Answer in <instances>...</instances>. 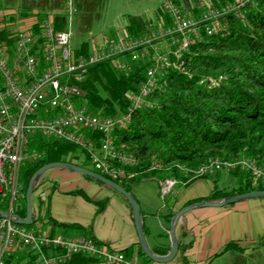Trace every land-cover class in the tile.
Returning <instances> with one entry per match:
<instances>
[{"label":"built area","instance_id":"2783aa9c","mask_svg":"<svg viewBox=\"0 0 264 264\" xmlns=\"http://www.w3.org/2000/svg\"><path fill=\"white\" fill-rule=\"evenodd\" d=\"M168 24L146 30L139 35L110 38L106 34L91 43L86 53H73L69 31L54 30L50 17L40 22L41 40L25 29L13 32L9 48L0 44V202L7 213H15L23 194L18 180L25 157L37 159L39 150H28L32 136L68 141L86 149L93 169L108 179L133 177L129 168L137 165L135 155L115 147L112 131L125 127L135 109L152 106L148 99L156 88L165 84L170 68L183 69L185 54L193 41L228 33L226 16L242 19L250 9L264 8V0H224L213 5L209 0H186L183 5L164 0ZM109 60L117 71L127 72L133 61L148 62L144 79L136 91L129 93L125 113L102 116L90 113L76 103L82 94L78 82L93 63ZM222 78L207 75L198 80L206 87ZM49 110H55L50 114ZM97 132L98 145L84 134ZM249 172L254 179L264 180V167L248 157L236 160L209 156L199 164L195 176L214 175L222 168ZM173 179H166L161 192L166 193ZM1 209V208H0ZM25 250L36 264H63L74 253L85 254L94 264H147L135 255L109 250L98 240L86 235H49L35 226L26 227L7 217H0V264L12 253ZM148 263V264H154Z\"/></svg>","mask_w":264,"mask_h":264},{"label":"trees","instance_id":"16d2710c","mask_svg":"<svg viewBox=\"0 0 264 264\" xmlns=\"http://www.w3.org/2000/svg\"><path fill=\"white\" fill-rule=\"evenodd\" d=\"M171 1L183 5L186 0ZM222 1L224 0H209L213 5ZM155 14L163 15L164 22H168L162 4L155 9ZM140 18L136 15L126 17L129 33L143 31L144 19ZM225 20L227 34L191 42L185 54L184 68H170L164 76L163 87L154 89L149 95L148 99L153 105L135 109L130 113V120L125 127L112 131L115 147L132 152L138 161L136 166L128 169L133 176L149 172L157 178H174L186 182L196 177L193 174L194 169L209 156L227 160L248 157L264 167V8L250 9L242 19L227 15ZM50 21L54 30L67 26L64 11L53 13ZM40 23V18H37L30 30V33L37 37V41L41 40ZM13 41V33L10 34L7 30L4 21L0 26V44L9 48ZM87 48L88 39H83L71 47V50L74 54H86ZM147 66L148 62L133 61L131 69L122 72L117 71L109 60L93 63L88 66L83 79L78 82L82 94L75 102L86 106L90 113L115 116L127 107V93L136 91L138 84L145 77L144 69ZM219 74H222V78L210 87L198 84L201 76L216 77ZM54 112L55 110H49L50 114ZM83 132L94 139L95 146L98 145L97 132ZM27 147L41 151L42 155L37 159H25L21 166L18 179L23 198L14 210L20 217L25 212L24 190L28 178L42 164L68 161L98 172L88 162L86 149L66 140L36 135L30 138ZM233 169L231 172L239 177L237 185L221 191L213 184L205 199L264 189V183H260L259 179L254 182L248 172L240 171L238 167ZM82 176L94 181L90 177ZM134 177L112 180L128 190L127 183L140 178ZM36 187L35 185L32 192ZM68 192L89 200L80 189ZM171 200V197H166L163 200L164 205L167 206ZM92 202L100 207L103 200ZM0 208L4 209L1 202ZM170 213L169 210L166 216L171 215ZM34 223L31 218L30 223L25 226H34ZM72 228L82 231L75 224ZM255 243L256 246L264 247V235ZM176 246L177 253L181 249L177 241ZM232 248L239 251L242 249L235 242L227 241L213 256ZM137 254L145 263H153L140 247ZM10 258L12 254L5 259L4 264ZM93 262L94 259L88 255L74 253L63 264H94Z\"/></svg>","mask_w":264,"mask_h":264},{"label":"crops","instance_id":"0c3cea01","mask_svg":"<svg viewBox=\"0 0 264 264\" xmlns=\"http://www.w3.org/2000/svg\"><path fill=\"white\" fill-rule=\"evenodd\" d=\"M132 15L144 16L139 14L129 16ZM37 18L39 19L37 16L26 18L20 27L30 31L32 23ZM158 20L160 23L157 28L168 24L170 18L168 22H164L163 17ZM127 25L128 21L121 27V29L124 27L127 32L118 37L139 35L144 32L130 34ZM102 35L104 34L94 35L96 41ZM107 36L113 39L118 38ZM134 176V178L138 176L140 178L137 181L128 182V190L139 206L142 233L153 252L154 250L167 252L169 249L167 227L170 215L166 216L169 210L173 213L185 204L205 199L211 192L213 184L223 191L236 186L239 182L238 175L222 169L214 175L194 177L186 182L171 178L174 180L172 185L166 193H162L161 185L166 178H157L149 172L137 173ZM72 189L82 190L89 200L68 192ZM33 192L36 201L33 202L31 199V218L35 222L34 226L41 231L52 235L59 233L90 236L109 250L121 251L125 256L135 255L139 261H142L137 254V236L130 207L125 199L112 189L89 180L82 174L57 167L52 180L38 184ZM166 197L172 198L167 206L163 203ZM90 200H103V203L99 207ZM47 219L54 223H50ZM74 224L78 225L82 231L72 228ZM174 232L181 249L174 255V261L168 264H212L219 259L229 260L231 264L240 263L247 260L243 254L255 250L257 247L255 242L264 235V196L238 200L221 207H195L180 216ZM227 241L235 242L242 249L239 251L232 248L225 253L213 256ZM248 258L254 264L256 257L248 256ZM22 260L33 262L28 251L19 250L12 253V258L6 264Z\"/></svg>","mask_w":264,"mask_h":264},{"label":"rangeland","instance_id":"374dc122","mask_svg":"<svg viewBox=\"0 0 264 264\" xmlns=\"http://www.w3.org/2000/svg\"><path fill=\"white\" fill-rule=\"evenodd\" d=\"M163 1L164 0H0V26H2L3 22L5 21L7 24V30L10 32V34H12L18 28L22 29V27L20 26L22 22L26 20V18H32V16L33 17L37 16L40 18L41 21L42 19L46 18V16H51L53 13L64 11V13L66 14V21H67L66 27L68 28L70 35L69 36L70 48L76 46V44L79 41L83 39H88L87 49L89 50L91 43H94L96 41V37L94 35L106 34L109 36L111 35L113 37H118L121 36L123 33H126L127 30H125L124 27L121 29V27L127 24L126 17L131 14H139L141 16L144 15L141 18L138 16V18L144 19L142 24L143 26L142 30L144 32L146 30L156 29L158 27V23H160L158 18L162 19L163 15L160 14L159 16L158 14H155V11L154 12L152 11L156 6H159ZM132 34H137V33L132 32ZM203 77L205 76H201L199 79ZM128 95L129 93H127V97ZM125 111L126 108L123 112L115 116L114 115L112 116L107 115V116L110 117L121 116L123 113H125ZM28 150L30 151V149ZM25 159L26 160L30 159V157L27 156L25 157ZM222 169H227L229 171L234 170L233 168H227V167ZM238 170L243 171L241 169ZM56 171H57V167H51L50 169L45 170L39 176L36 186H38V184L47 183L49 180H52L53 174ZM250 175L252 176L251 180L255 182V180L257 179H254L252 174ZM55 176L56 175H54V177ZM196 177H200V176H196ZM166 179L172 180L171 178H166ZM259 181L260 183H264V180H259ZM42 191L44 193L43 189ZM31 199L33 200V202L36 201L34 192L32 193ZM258 240L259 239H257V241ZM243 255L246 256L247 260L242 261L240 263L237 262V264H253V262L249 261L248 256L256 257L254 260L255 261L254 264H264L263 246H257L255 250H253L252 252H248ZM171 261H174V257H172L169 260V262ZM169 262L159 263V264H168ZM8 264H36V263L28 262V261L25 262L22 260V261H12ZM212 264H231V261L229 260L224 261L222 259H219L214 261Z\"/></svg>","mask_w":264,"mask_h":264},{"label":"water","instance_id":"95a60500","mask_svg":"<svg viewBox=\"0 0 264 264\" xmlns=\"http://www.w3.org/2000/svg\"><path fill=\"white\" fill-rule=\"evenodd\" d=\"M51 167H58L62 169H69L71 171H74L78 174L85 175L87 177H90L94 181L97 180L101 184H103L108 189H112L116 193H118L120 196H122L123 199H125L127 205H129L131 210V218L133 219V225L134 230L137 236V244L138 247L141 248L144 255L150 260L155 261L157 263H166L169 262V260L174 257L177 251L176 246V236H175V225L180 218V216L191 209H194L195 207H221L225 204H230L234 202H238V200L243 199H249L252 197H262L264 196V189H254L252 191H244V192H238V194H231L226 195L220 198H209V199H199L195 200L194 202L185 204L181 206V208L175 210L171 215L169 216L168 221V240H169V249L165 254H158L151 250L150 247H148L145 238L144 233H142V226H141V218L139 213V206L136 204L135 199L133 198L132 194L128 191L122 188L118 183L113 181L112 179H108L107 177H104L103 175L99 174L96 171H92L86 167L79 166L77 164L68 162V161H51L50 163H44L40 167L35 170L30 177L28 178V182L26 184L25 190H24V208L25 212L22 217L17 215L16 213H7L0 209V217H7L11 219L12 221L25 225L29 224L31 220L32 215V208H31V196H32V190L34 186L36 185L39 176L47 169H50Z\"/></svg>","mask_w":264,"mask_h":264}]
</instances>
